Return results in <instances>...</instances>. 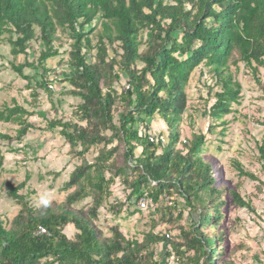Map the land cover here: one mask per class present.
Returning <instances> with one entry per match:
<instances>
[{
    "label": "trees",
    "instance_id": "trees-1",
    "mask_svg": "<svg viewBox=\"0 0 264 264\" xmlns=\"http://www.w3.org/2000/svg\"><path fill=\"white\" fill-rule=\"evenodd\" d=\"M97 25L95 62L89 63L90 35ZM58 31L72 41L67 62L70 72L63 81L72 88L68 95L80 101L76 110L86 125L50 120L46 129H59L70 149L81 148L79 155L116 139L124 148V167L105 178L106 163L115 150L99 151L93 163H83L73 171L63 190H74L55 208L27 206L18 192L28 176L17 186L7 183L6 193L20 210L8 228L0 224V264H164L153 260L149 248L163 243L165 257L170 258L179 248L167 246L168 236L146 234L138 242L125 239L114 228L109 238H101L92 225L100 204L109 196L114 176H124L126 181V169L135 173L128 186L136 206L146 198L149 210L155 211L158 198L173 190L189 215L200 209L188 240L193 256L185 264H215L220 239L205 236L200 228H215L221 219L220 206L212 201L221 192L215 189L211 166L201 157L204 136L193 135L182 151H175L176 128L186 109L185 87L198 66L208 68L220 87L207 113L215 125H223V118L239 101L241 87L230 67L236 71L242 64L259 83L255 77L264 69V0H0V42L7 35L9 54L15 58L25 55L32 41L41 48L37 65L25 61L11 69L24 81L32 79L23 70H35L41 78L35 84L47 94L51 82H44L43 63L58 55L53 46ZM143 32L147 37L142 43L138 38ZM141 44L143 53H139ZM115 45L120 51L118 61L115 51L108 53V47ZM122 78L125 84L115 89L113 85ZM115 104L124 109L117 125L112 121ZM31 116L32 112L15 103L5 106L0 123L18 129L15 138L0 135V139L21 141L33 127L27 121ZM155 117L165 124V135L149 134L147 121ZM257 124L264 129V120ZM106 130L111 132L109 138L103 136ZM151 136H164L165 145L150 142ZM137 149L139 156L135 157ZM258 152L264 162V148ZM2 159L0 153V168ZM238 172L245 175L239 167ZM88 196L93 197L88 210L71 207ZM231 196L238 207H246L235 193ZM68 225L76 232L73 240L62 233ZM39 229L46 234L37 235Z\"/></svg>",
    "mask_w": 264,
    "mask_h": 264
},
{
    "label": "rangeland",
    "instance_id": "rangeland-1",
    "mask_svg": "<svg viewBox=\"0 0 264 264\" xmlns=\"http://www.w3.org/2000/svg\"><path fill=\"white\" fill-rule=\"evenodd\" d=\"M99 31L97 25L90 35L92 49L87 55L89 63L95 62V33ZM56 36L53 46L58 55L43 63L47 71L44 82H51L49 94L35 84H39L41 79L35 70L24 69L23 75L32 79L24 81L11 69V65L17 66L25 61L37 65L41 51L39 43L32 41L26 54L15 58L9 54L7 35L0 42V111L15 103L33 113L27 118L33 127L21 141L0 139L3 158L0 168V224L5 228L20 210V206L6 193L7 183L17 186L28 176L25 186L18 192L25 198L27 206L35 210L45 207L38 203V199L46 194L49 200L47 206L55 208L74 190H63L73 171L83 163H93L99 151L115 150L106 163L109 169L105 171V178L124 167V148L116 139L107 146L99 144L79 155L81 148L70 149L59 135V129H46V122L50 120L70 122L79 127L86 125L84 121H79L80 114L76 110L80 101L68 95L72 88L63 81L70 72L67 62L72 41L59 31ZM146 37L147 33L143 32L138 39L143 43ZM116 46L108 47V53L111 55L115 51L118 61L120 51ZM144 51L145 46L141 44L139 53ZM135 67L141 68V65L136 64ZM230 71L241 90L238 103L231 106L232 113L223 118V125H215L207 116L214 103V94L220 90L215 77L203 65L191 73L185 87L186 109L176 128L178 140L174 149L182 151L184 143L189 142L193 135L205 138L201 157L211 166L215 189L221 192L212 201L214 205L220 206L222 217L215 228L202 227L200 232L209 238L220 239L217 243L220 254L215 257V264H264V162L260 160L258 152L259 147L264 148V129L257 124L264 120V69H259L255 77L259 83H255L242 64H238L236 71L230 67ZM123 84L125 79L122 78L113 87L118 89ZM123 111L122 105H114L113 124L117 125L118 116ZM147 124L149 134L165 135L167 132L165 124L156 117L151 122L147 121ZM17 129L16 125L0 123V135L15 138ZM102 133L106 138L111 135L108 130ZM159 153L160 149L157 150ZM134 156H139L138 149L134 151ZM238 167L245 175H239ZM134 176L135 173L127 169L126 181L124 176H114L108 188L109 196L104 198L96 218L92 219L93 227L101 238H109L112 234L110 230L114 228L125 239L138 242L146 234L168 236L167 246L179 249L177 252L173 250L170 258L166 259L163 243L151 245L149 251L152 252L153 260L164 264H178L182 260L181 264H185L186 259L193 256V252L188 249V240L193 236L192 220L197 222L200 209L189 215L190 211L184 207L183 199L170 190L168 195L158 198L155 211L140 212L133 203L134 198L130 197L128 186ZM231 193H235L246 207H238ZM92 202L93 197L88 196L71 207L86 211ZM62 233L69 240H73L76 234L71 225L66 226Z\"/></svg>",
    "mask_w": 264,
    "mask_h": 264
},
{
    "label": "built area",
    "instance_id": "built-area-1",
    "mask_svg": "<svg viewBox=\"0 0 264 264\" xmlns=\"http://www.w3.org/2000/svg\"><path fill=\"white\" fill-rule=\"evenodd\" d=\"M150 142H155L157 143V141H159V143L163 146L165 145V142H166V138L164 136H161L159 138L157 137H149L148 139ZM137 207L142 211V212H149V207H150V204L148 203V200L146 198H142L140 199V201L138 202V205ZM151 210V209H150ZM153 211V209H152ZM46 232L43 230V229H39V231L37 232V235H45Z\"/></svg>",
    "mask_w": 264,
    "mask_h": 264
},
{
    "label": "clouds",
    "instance_id": "clouds-1",
    "mask_svg": "<svg viewBox=\"0 0 264 264\" xmlns=\"http://www.w3.org/2000/svg\"><path fill=\"white\" fill-rule=\"evenodd\" d=\"M38 203L41 205V206H47L49 204V200L47 199V196L46 194L45 195H41L38 199Z\"/></svg>",
    "mask_w": 264,
    "mask_h": 264
}]
</instances>
